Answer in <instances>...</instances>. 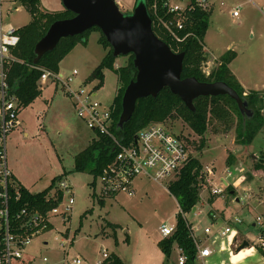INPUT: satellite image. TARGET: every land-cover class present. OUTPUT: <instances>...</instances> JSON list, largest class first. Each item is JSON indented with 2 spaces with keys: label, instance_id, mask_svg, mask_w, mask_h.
I'll list each match as a JSON object with an SVG mask.
<instances>
[{
  "label": "rangeland",
  "instance_id": "1",
  "mask_svg": "<svg viewBox=\"0 0 264 264\" xmlns=\"http://www.w3.org/2000/svg\"><path fill=\"white\" fill-rule=\"evenodd\" d=\"M1 1L3 22L16 28L29 22L30 13L24 5L12 7L14 1ZM117 2L123 13H129L136 0ZM186 2L188 0H173L172 3L183 5ZM39 8L52 12L62 10L64 6L61 0H39ZM234 10H237V16L232 15ZM99 35L98 31L91 32L86 44L79 43L63 57L59 72L65 78L73 69L78 73L66 80L65 84L52 81L41 85L39 95L19 110V125L6 137L7 164L29 191L39 192L52 185L49 190L52 192L59 178L68 180L74 191V204L68 220L63 221L61 215L50 217L49 228L32 237L17 264H70L77 256L82 259L80 264H97V260L103 263L102 249L108 254L119 253L125 264H177L175 245L167 260L157 245L161 238L159 226L174 223L180 210L176 198L167 189V179L160 182L149 178L138 179L134 182L133 195L120 193L107 196L100 193L97 176L93 178L88 171L74 170L75 154L85 148L95 134L76 115L68 92L78 89L80 85H84L85 89L94 88L95 80L87 83L84 80L108 49L97 42ZM202 41L206 59L201 63V69L205 75L217 66L220 55L233 50L236 56L229 66L247 88H244L245 91H264V0H213ZM129 59V55H119L114 60V66L124 65ZM118 84L115 71L105 69L103 84L98 89L94 88L95 98L104 105H111ZM261 113L264 115V107ZM231 119L229 127L213 119L204 133L198 135L174 113L166 119V128L186 139L189 154L197 157L202 166H216L220 171L229 166L235 172L227 178L228 181L241 176V186L262 200L264 161L258 170L254 165L264 155V126L250 146L245 147L235 141L237 117L231 114ZM229 155L233 157L230 164L227 163ZM92 180L94 187L90 185ZM228 193L225 191L216 198L205 193L209 204L206 205V201L197 203V210L203 212L201 216H195L191 210L184 213V217L193 224H198L199 219L203 218V222L200 220L198 224L203 229L204 224L211 223L208 219L211 211L220 213L226 221L235 215L246 221L252 220L262 210V206L253 207L245 205L242 200H230ZM222 224L223 218L218 217L211 226L215 229ZM240 231L242 235L236 237L233 245H229L231 249L227 245L230 235L214 240L215 245L209 244L215 249L218 244L220 250L219 254L215 252L207 261L215 258V264H224L223 261L228 264H254L257 260L254 249L247 248V245L237 250L238 242L244 236L254 234V228H248L244 222ZM65 232L71 242L65 243L63 250L60 240L66 238ZM199 239L203 241L201 237ZM43 257L47 261H43ZM195 264L202 263L196 261Z\"/></svg>",
  "mask_w": 264,
  "mask_h": 264
},
{
  "label": "trees",
  "instance_id": "2",
  "mask_svg": "<svg viewBox=\"0 0 264 264\" xmlns=\"http://www.w3.org/2000/svg\"><path fill=\"white\" fill-rule=\"evenodd\" d=\"M11 1L15 2L17 0ZM19 1L30 13V20L17 30L19 42L12 50L14 60L9 65L7 82L10 93L17 98L21 108L30 104L39 95L40 88L37 80L41 70L47 69L53 73L59 72V63L63 57L77 44H86L91 32L98 31L100 35L97 42L103 48L108 49L84 82L95 80L94 88L98 89L103 84L105 69H111L117 74L119 84L112 102L114 109L112 111L110 130L122 142H131L140 128L152 122L165 121L174 113L178 114L186 125L198 135L204 133L208 124L213 122V119L221 121L229 127L232 120L231 114H234L237 117L235 141L245 147L250 146L249 144L253 141L256 134L263 128L264 115H262L261 109L264 107V91L249 90L246 92L237 80L229 68V63L236 56L235 51L227 50L220 55L217 66L208 75L202 72L201 63L206 59L202 40L209 24L211 11L198 9L186 11L187 18L180 33L181 35L189 34L178 44L171 40L166 31L156 27L154 24H152V28L156 35L167 43L173 51L184 53L181 77L195 76L200 81L226 82L247 102V106L253 111V114L251 116L242 115L236 102L228 95L200 96L193 102L195 109L190 110L178 95L171 92L169 87H163L155 97L149 95L137 99L131 118L123 125L122 129H119L116 123L121 112L122 94L126 85L134 78L136 73L132 62L133 55L131 53L128 54L130 56L128 63L115 67L114 60L116 57L112 54L111 45L100 29L93 26L80 34L61 38L53 50L44 53L40 60L33 64L34 46L44 35L48 26L55 20L72 17L74 13L64 8L58 11L44 12L39 8V0ZM144 1L153 22L154 15L150 9L153 0ZM162 2L163 0H157L160 15L164 11ZM95 134V137L90 140L88 145L74 156V170L78 172L88 171L93 178L101 173L115 153L113 140L109 136L99 133ZM232 160L233 157L229 155L227 163L230 164ZM263 161L264 155L254 165V168L260 169L263 166ZM201 167L202 164L199 159L190 155L178 177L167 186L169 192L176 198L180 210L176 214L173 234L167 238H160L157 242L166 260L169 258L174 245L182 248L186 255L185 264H192L195 259L196 247L189 235L188 222L183 214L191 211L199 200L200 180L198 175ZM14 183L15 187H10L8 190V216L11 223L16 221L15 216L21 208L27 207L28 209H39L42 212H46L49 208L56 205L61 198V192L59 191L57 200H46L52 185L42 191L31 192L15 179ZM90 185L93 187L94 180L90 182ZM16 190L19 193L18 197ZM230 191H232V187L228 188V192ZM105 262L106 264H125L116 253H110L105 258Z\"/></svg>",
  "mask_w": 264,
  "mask_h": 264
},
{
  "label": "built area",
  "instance_id": "3",
  "mask_svg": "<svg viewBox=\"0 0 264 264\" xmlns=\"http://www.w3.org/2000/svg\"><path fill=\"white\" fill-rule=\"evenodd\" d=\"M1 2L0 0V264H17L32 237L49 228L51 225L50 217L61 215L63 221L68 220L69 212L74 204V191L68 180L59 178L56 189L46 196V200H57V193L60 191L61 198L56 205L46 212L23 207L16 214L14 223L9 220L8 190L10 187H15V183L6 163L5 140L8 133L19 124L18 112L21 106L17 98L10 93L7 73L10 63L14 60L12 50L19 42V34L17 33L18 28L3 22ZM172 2L173 0H163L164 11L160 15L157 0H153L150 9L154 15V21L151 22L156 27L166 31L171 40L178 44L189 34L181 35L180 33L187 18L186 11L195 9L210 11L213 0H188L183 5ZM237 14V10L232 12L233 16H237ZM77 73V70L73 69L65 78L62 73H53L47 69H42L37 83L39 87L52 81L65 84L66 80H70ZM68 95L72 100L76 115L85 125L95 133L109 136L113 140L114 156L97 176L101 194L107 196H115L120 193L133 195L135 193V180L149 178L160 182L167 179L170 183L178 177L190 156L188 144L182 135L167 130L166 120L147 124L136 132L131 142L125 143L114 136L110 130L113 103L108 106L104 105L95 98L94 88L85 89L84 85H80L76 90L70 89ZM234 172L229 166L225 167L223 171L212 165L202 166L198 175L200 186L197 203L204 202L205 193L221 195L225 191L228 192L229 187H232L233 193H229L233 200L245 201V205H252L253 207H255L254 205L262 206V210L257 212L253 218L254 234L240 240L237 246L243 241H247L248 245L261 257V261L255 264H264V198L260 200L256 195H252L249 189L242 187L243 179L241 176L237 175L229 182L227 178L232 177ZM16 195L19 196L17 190ZM196 205L192 211L200 215L201 210L196 212ZM242 222L244 220L235 215L215 230L210 226L204 227L202 232L208 238L207 242L201 241L196 233L200 227L188 222L189 235L196 247L195 258L203 260L209 257L212 254L209 244H214V240L220 237L230 235L231 239L228 244L233 245L238 236L235 226ZM158 230L161 238H167L173 234L175 222L162 223ZM70 242L71 239L67 233L66 238L60 240L63 250H65V243L70 244ZM175 246L178 254L177 264H185L186 255L180 246ZM101 252L103 260L108 257L105 249H102ZM43 261H47L46 257H43ZM81 261L82 259L77 256L70 264H80ZM100 263V260H97V264Z\"/></svg>",
  "mask_w": 264,
  "mask_h": 264
},
{
  "label": "water",
  "instance_id": "4",
  "mask_svg": "<svg viewBox=\"0 0 264 264\" xmlns=\"http://www.w3.org/2000/svg\"><path fill=\"white\" fill-rule=\"evenodd\" d=\"M72 17L53 21L34 46L33 64L44 53L53 50L59 40L84 32L93 26L100 29L112 47L113 56L133 55L135 76L126 85L121 98V112L116 123L119 129L129 121L137 99L157 96L163 87H169L190 110L200 96L228 95L236 102L239 112L251 116L247 102L224 81H200L195 76L181 77L183 52H176L152 28L144 0H136L129 13H123L117 0H61ZM21 5L17 0L13 7ZM233 193V191H230ZM194 210V207L192 208ZM248 245L243 241L237 250Z\"/></svg>",
  "mask_w": 264,
  "mask_h": 264
},
{
  "label": "crops",
  "instance_id": "5",
  "mask_svg": "<svg viewBox=\"0 0 264 264\" xmlns=\"http://www.w3.org/2000/svg\"><path fill=\"white\" fill-rule=\"evenodd\" d=\"M118 1V0H117ZM13 2V1H12ZM16 2V1H15ZM14 2V3H15ZM14 3H12V7H13V5H14ZM212 8H213V3H212ZM212 8H211V10H212ZM210 10V11H211ZM96 40H98V37L96 38ZM78 45V44H77ZM229 65H230V63H229ZM229 68H230V66H229ZM231 70V69H230ZM232 71V70H231ZM59 73H61V72H59ZM232 73H233V71H232ZM234 74V73H233ZM235 75V74H234ZM235 77L237 78V80L240 82V84L244 87V88H246L245 87V85L243 84V82L235 75ZM247 89V88H246ZM21 109V108H20ZM19 125V124H18ZM17 125V126H18ZM14 129V128H13ZM12 129V130H13ZM11 130V131H12ZM10 131V132H11ZM9 132V133H10ZM94 132V131H93ZM94 134H95V132H94ZM96 135V134H95ZM95 137V136H94ZM93 138V137H92ZM91 138V139H92ZM6 163H7V158H6ZM7 167L9 168V166H8V164H7ZM9 170L11 171V169L9 168ZM11 174H12V177H13V179H16V181H18V179L14 176V174L12 173V171H11ZM19 182V181H18ZM20 183V182H19ZM21 184V183H20ZM229 195V197H230V200H233L232 199V197H231V194L230 193H228ZM212 196H215V198L218 196V195H212ZM228 197V198H229ZM236 201H237V199H235ZM206 201V198L204 197V202ZM208 201H206L205 203H206V205L207 204H209V203H207ZM196 211L198 212V210H197V205H196ZM203 212L201 211V213H200V215H197V213H194L195 214V216H201V214H202ZM210 218H208L209 219V221H211V223L210 224H204V226H203V223H202V226L203 227H206V226H210L213 230H215L211 225H212V221H217V218L218 217H221V218H223V222H224V224L225 223H227L228 221H226L225 219H224V216L223 215H220V213H218V212H213V211H211L210 212ZM187 220V219H186ZM200 220H201V222H203V218H201V219H199V221H198V224H199V222H200ZM188 221V220H187ZM189 222V221H188ZM193 221H191V222H189V223H192ZM245 223H247V227L249 228L250 226L252 227L253 226V219L252 220H246V221H244ZM244 222H242L241 224H238V225H234L235 226V228H236V230L238 231V233H237V237H239L240 235H242V233H241V231H240V229H241V225L242 224H244ZM197 224V223H196ZM197 224V225H198ZM224 224H222V225H220V226H223ZM229 224L232 226V224L229 222ZM199 227H200V225H198ZM197 233V235H198V237H201L202 239H203V242L205 241V242H207V240H208V238L203 234V232H202V228L200 227L199 228V230L196 232ZM246 236H248V235H246ZM246 236H244V238L246 237ZM230 239H231V236H230ZM214 245H215V243H214ZM227 245L229 246V244L227 243ZM159 248V247H158ZM229 248L231 249V247L229 246ZM245 248V247H244ZM211 249H212V254H214L215 252H217L218 254H219V250H220V246L218 247V244H217V249H215V247L213 248V247H211ZM160 250V249H159ZM241 250V249H240ZM239 250V251H240ZM160 252H161V250H160ZM255 252V254H256V256H257V260H256V262L255 263H258V262H260L261 261V257H260V255H259V253L258 252H256V251H254ZM106 253H107V251H106ZM112 253H115V252H112ZM108 254V253H107ZM119 257H120V255H119V253H116ZM212 254L209 256V257H207V258H205V259H194V261H192V264H195V262L196 261H198L199 263H202V264H215V258H212L213 260H211V261H207V259L208 258H210L211 256H212ZM109 255V254H108ZM250 256H252V255H249L248 257H250ZM255 256V255H254ZM121 258V257H120ZM228 258V257H227ZM245 259H247V257L245 258ZM228 260H229V258H228ZM103 263H105V259L103 260ZM103 263H101V264H103ZM223 263L224 264H228V262H224L223 261ZM241 262H239V263H235V264H240ZM254 263V264H255ZM217 264H222V262L220 263H217ZM229 264H232V263H229ZM234 264V263H233Z\"/></svg>",
  "mask_w": 264,
  "mask_h": 264
},
{
  "label": "bare ground",
  "instance_id": "6",
  "mask_svg": "<svg viewBox=\"0 0 264 264\" xmlns=\"http://www.w3.org/2000/svg\"><path fill=\"white\" fill-rule=\"evenodd\" d=\"M220 238H224V237H220ZM250 247V246H247V248ZM252 248V247H251ZM253 249V248H252Z\"/></svg>",
  "mask_w": 264,
  "mask_h": 264
}]
</instances>
